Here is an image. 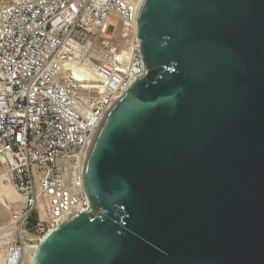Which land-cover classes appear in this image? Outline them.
I'll list each match as a JSON object with an SVG mask.
<instances>
[{"label":"water","instance_id":"obj_1","mask_svg":"<svg viewBox=\"0 0 264 264\" xmlns=\"http://www.w3.org/2000/svg\"><path fill=\"white\" fill-rule=\"evenodd\" d=\"M145 73L84 165L91 207L33 264H264V0H146Z\"/></svg>","mask_w":264,"mask_h":264},{"label":"built area","instance_id":"obj_2","mask_svg":"<svg viewBox=\"0 0 264 264\" xmlns=\"http://www.w3.org/2000/svg\"><path fill=\"white\" fill-rule=\"evenodd\" d=\"M145 1L12 0L0 9V177L23 200L2 232L4 264H24L50 233L89 211L88 149L107 111L145 73Z\"/></svg>","mask_w":264,"mask_h":264},{"label":"rangeland","instance_id":"obj_3","mask_svg":"<svg viewBox=\"0 0 264 264\" xmlns=\"http://www.w3.org/2000/svg\"><path fill=\"white\" fill-rule=\"evenodd\" d=\"M12 0H0V9L11 3ZM113 32V28H110L109 33ZM6 186H9V191L6 190ZM5 191H8L7 193ZM23 200L21 196L17 193L15 188L7 181L5 176L0 177V256L3 259L2 251H4V244L1 245L5 240V235L2 232H5L6 227L9 225L11 221L12 214L14 209L22 205ZM0 257V258H1ZM2 259H0V264L3 263ZM28 260L25 261L24 264H31Z\"/></svg>","mask_w":264,"mask_h":264},{"label":"bare ground","instance_id":"obj_4","mask_svg":"<svg viewBox=\"0 0 264 264\" xmlns=\"http://www.w3.org/2000/svg\"><path fill=\"white\" fill-rule=\"evenodd\" d=\"M3 176H5L6 177V179H7V181L9 182V176L8 175H3ZM10 183V182H9ZM12 186H13V184L12 183H10ZM5 187H6V190H8L9 191V186H6L5 185ZM14 187V186H13ZM15 188V187H14ZM16 190V189H15ZM8 191H5L6 193L8 192ZM4 243H2L1 245H3ZM35 250H36V247H34V250H30V252L28 253V255L24 258V263H25V261H27L28 260V257L30 258V262H31V264H33L34 263V259H35V254H36V252H35ZM2 254H3V259H2V257L0 258V259H2V261H3V263H1V264H4V251H2Z\"/></svg>","mask_w":264,"mask_h":264}]
</instances>
